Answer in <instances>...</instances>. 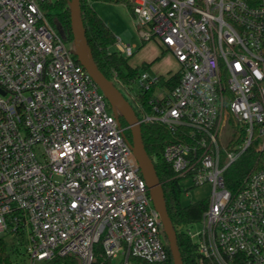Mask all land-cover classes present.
<instances>
[{
    "label": "built area",
    "instance_id": "2783aa9c",
    "mask_svg": "<svg viewBox=\"0 0 264 264\" xmlns=\"http://www.w3.org/2000/svg\"><path fill=\"white\" fill-rule=\"evenodd\" d=\"M43 1L0 0V237L23 248L15 247L16 264L58 257L163 264L170 253L130 125ZM128 7L142 41L155 40L179 64L173 87L177 72L140 73L136 113L141 126L168 132L163 159L182 192L211 186L201 228L187 231L199 264H264V168L236 192L225 179L264 135V0H129ZM115 44L126 58L137 47ZM241 130L242 142L232 145Z\"/></svg>",
    "mask_w": 264,
    "mask_h": 264
},
{
    "label": "trees",
    "instance_id": "16d2710c",
    "mask_svg": "<svg viewBox=\"0 0 264 264\" xmlns=\"http://www.w3.org/2000/svg\"><path fill=\"white\" fill-rule=\"evenodd\" d=\"M89 1L91 0H81V6L89 47L96 64L101 72L115 84L116 82H120L128 85L134 82L141 73L139 67H132L129 65L127 58L120 52L111 50V45L115 44L117 39L111 29L89 5ZM103 1L129 5V0ZM70 4L71 0L43 1L42 8L56 29L64 33L69 40H72ZM145 44L146 42L143 43V45ZM163 56L164 52L154 61L161 59ZM150 64L145 63L142 66L146 68ZM179 77V73L177 72L169 81V86H175ZM149 96L150 93H145L142 95V99L146 101ZM120 118L123 123H126L121 115ZM142 132L146 148L154 161L159 179L163 184L168 211L177 231L178 243L184 264H199V254L196 244L191 240L187 231L194 223L200 221L208 203L200 201L186 206L182 205V190L179 187V181L172 178L173 171L170 165L163 159V150L169 140L168 132L159 125H142ZM128 136L131 139L130 131H128ZM243 138L244 132L241 130L233 136L232 145L242 142ZM262 168H264V151L259 148L257 138L240 159L228 168L225 175L226 184L233 192H236L244 186V182L251 172ZM179 226H183L184 228L181 230ZM165 239L170 258L163 264H174L166 236ZM18 251L15 250L14 244L10 245L5 238L0 237V264H16L15 262L20 257V252ZM53 264H78V262L72 257H58L53 261ZM93 264L112 263L109 260L105 261L98 258ZM131 264L150 263L140 259H132Z\"/></svg>",
    "mask_w": 264,
    "mask_h": 264
},
{
    "label": "water",
    "instance_id": "95a60500",
    "mask_svg": "<svg viewBox=\"0 0 264 264\" xmlns=\"http://www.w3.org/2000/svg\"><path fill=\"white\" fill-rule=\"evenodd\" d=\"M70 10L73 39L72 53L98 84L114 112L118 113L119 116L121 115L130 125L131 145L140 171L149 189L152 202L160 214L173 262L174 264H184L178 243L177 231L168 211L163 184L159 179L154 161L144 143L142 126L139 123L137 113L117 85L101 72L94 60L87 39L81 0H71Z\"/></svg>",
    "mask_w": 264,
    "mask_h": 264
},
{
    "label": "rangeland",
    "instance_id": "374dc122",
    "mask_svg": "<svg viewBox=\"0 0 264 264\" xmlns=\"http://www.w3.org/2000/svg\"><path fill=\"white\" fill-rule=\"evenodd\" d=\"M54 2L56 0H44V2ZM89 5L94 9L98 16L104 21V23L111 29L116 39L120 38L123 45L135 44L137 47L134 49V54L127 58L129 65L133 67H139L140 71H147L150 76L164 75L167 76L170 73H176L179 71V64L175 57L164 49L155 40L146 42L143 45V41L133 23V18L129 7L125 3H113L103 0H91ZM53 12V11H51ZM73 45V39L69 40ZM111 50L117 51L116 44L111 45ZM164 52V56L157 61H154L156 57L161 56ZM77 58V57H76ZM161 61L160 63H157ZM153 62V63H152ZM148 63V67L143 68V64ZM117 87L122 94L129 100L135 111H138L137 100L135 95L140 93V85L138 82H132L128 85L116 82ZM228 134L226 135V137ZM226 139V138H224ZM259 148L264 151V135L258 138ZM187 183V182H186ZM189 185V183H188ZM211 195V186L209 184L194 186L190 189L189 193L182 192L181 203L182 205H190L200 201H208ZM182 230L184 227L179 226ZM201 228L200 221L192 225V229L197 231ZM8 244H14L15 247L23 248L10 236L6 237ZM168 242V241H167ZM16 257V255H14ZM115 264H120L118 260H115Z\"/></svg>",
    "mask_w": 264,
    "mask_h": 264
},
{
    "label": "crops",
    "instance_id": "0c3cea01",
    "mask_svg": "<svg viewBox=\"0 0 264 264\" xmlns=\"http://www.w3.org/2000/svg\"><path fill=\"white\" fill-rule=\"evenodd\" d=\"M156 58H157V57H156ZM156 58H155V59H156ZM159 60H160V59H159ZM160 62H161V61H159V62H157V63H160ZM146 64H148V63H146ZM132 67H133V66H132ZM161 76H162V75H161Z\"/></svg>",
    "mask_w": 264,
    "mask_h": 264
}]
</instances>
